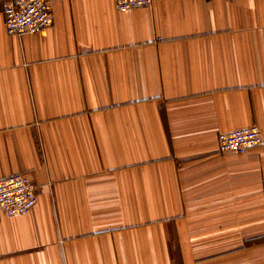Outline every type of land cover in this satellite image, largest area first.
I'll use <instances>...</instances> for the list:
<instances>
[{"label":"crops","instance_id":"0c3cea01","mask_svg":"<svg viewBox=\"0 0 264 264\" xmlns=\"http://www.w3.org/2000/svg\"><path fill=\"white\" fill-rule=\"evenodd\" d=\"M0 179L37 203L0 212V264H264V0H48L51 27L4 30Z\"/></svg>","mask_w":264,"mask_h":264},{"label":"built area","instance_id":"2783aa9c","mask_svg":"<svg viewBox=\"0 0 264 264\" xmlns=\"http://www.w3.org/2000/svg\"><path fill=\"white\" fill-rule=\"evenodd\" d=\"M151 0H115L120 13L149 6ZM4 30L8 36L21 37L51 27L53 12L48 0H11L3 4ZM262 135L256 126L244 127L217 135L218 151L244 154L262 146ZM37 203L36 186L25 174L0 179V212L9 217L29 213Z\"/></svg>","mask_w":264,"mask_h":264}]
</instances>
